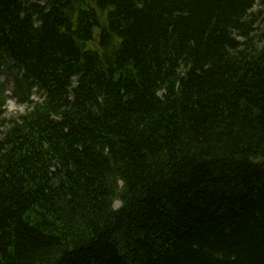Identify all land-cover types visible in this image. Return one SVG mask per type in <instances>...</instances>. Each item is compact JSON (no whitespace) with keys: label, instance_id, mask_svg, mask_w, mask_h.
I'll list each match as a JSON object with an SVG mask.
<instances>
[{"label":"trees","instance_id":"trees-1","mask_svg":"<svg viewBox=\"0 0 264 264\" xmlns=\"http://www.w3.org/2000/svg\"><path fill=\"white\" fill-rule=\"evenodd\" d=\"M0 58V264H264V0H0Z\"/></svg>","mask_w":264,"mask_h":264},{"label":"rangeland","instance_id":"rangeland-1","mask_svg":"<svg viewBox=\"0 0 264 264\" xmlns=\"http://www.w3.org/2000/svg\"><path fill=\"white\" fill-rule=\"evenodd\" d=\"M0 77L1 79L4 81L7 78V74L3 69V66H0ZM8 89H10L8 92V94L11 93V85H8ZM26 109L24 104L19 103L18 101H16L14 98L9 96V99L7 101V105H6V113H5V117H11L14 116L16 114L22 113L24 112ZM1 124V121H0ZM116 205L118 206L119 203H116Z\"/></svg>","mask_w":264,"mask_h":264}]
</instances>
